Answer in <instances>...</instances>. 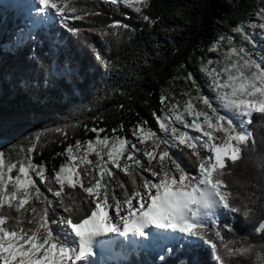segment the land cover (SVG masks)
<instances>
[{"label": "trees", "instance_id": "16d2710c", "mask_svg": "<svg viewBox=\"0 0 264 264\" xmlns=\"http://www.w3.org/2000/svg\"><path fill=\"white\" fill-rule=\"evenodd\" d=\"M263 5L264 0H148L147 5H137L142 9L137 12L119 0L117 4L108 0H74L75 15L83 18L68 19L66 23L80 29L78 36L69 33L58 18L41 24L31 38L20 39L13 48L9 46L10 36L17 27L24 29L28 20L22 11L0 6V151L5 154L6 163L30 155L34 164L45 166L46 175L51 178L53 170L66 162L65 149L70 144L80 141L84 145L85 141L96 139L92 128L104 129L101 137H112V130L116 129V136L134 143L139 142L132 135L137 125L163 134L156 116L171 109V93L182 95L192 84L186 79L191 73L205 95L213 94L201 71L203 61L219 37L234 35L237 44L241 36H236L233 28L247 26L251 14L259 12ZM145 16L149 19L145 20ZM115 21L130 28L110 27ZM240 44L245 49L246 44L251 45L245 40ZM97 53L101 60L96 58ZM253 56L264 60L257 54ZM162 95L167 97L163 104ZM197 107L203 108L201 104ZM245 127L253 133L255 145L250 141L240 160L235 164L227 162L230 174L223 177L233 193L231 203L240 211L222 213L219 228L225 242L243 241L256 245L259 251L264 246V233L255 231L264 221V115L254 113L252 123ZM57 128L64 131H55ZM37 133L41 140L28 153ZM176 151L186 170L195 173L198 160L191 150L180 145ZM88 159L95 164L97 157L90 153ZM85 167L93 175L98 169L87 164L78 169L88 186L90 177L84 175ZM109 167L114 175L111 180L105 176L104 182L115 189L116 196L124 191L120 183L131 193L132 177ZM129 170L136 184H141V170ZM12 175H16L15 169ZM142 175L145 177V172ZM36 182L49 199H59L53 195L59 185L39 179ZM64 193L65 203L75 201L79 208L74 217L89 214L88 195L79 186H66ZM53 207L57 215H67L58 203ZM207 227L208 235L215 239V227L211 222ZM224 253L222 246L217 253L202 244L198 259L200 264H220L216 259L219 254L224 257V264H256L255 253L233 257ZM159 257L154 251L137 249L126 258L101 264H164ZM166 260L175 264L172 256H166Z\"/></svg>", "mask_w": 264, "mask_h": 264}, {"label": "snow or ice", "instance_id": "6c2138e0", "mask_svg": "<svg viewBox=\"0 0 264 264\" xmlns=\"http://www.w3.org/2000/svg\"><path fill=\"white\" fill-rule=\"evenodd\" d=\"M108 2L117 4L118 0ZM119 2L140 12L142 9L137 5H147L148 0ZM31 11L41 18L40 23L59 18L69 33L76 36L80 33V29L66 23L68 19L83 18L75 15L77 8L74 0H33ZM69 13L73 15L69 16ZM261 13H264V7L257 13L264 20ZM144 19L149 18L145 16ZM110 27L128 29L130 25L115 21ZM250 27L264 29V23ZM233 32L255 45L254 38L243 25L233 28ZM225 40L228 48L222 53L223 62L209 60L201 67V71L211 79L209 90L215 92L214 98L205 95L196 79L188 73L186 79L191 81L197 95L185 102L183 111L174 105L163 116L153 113L159 130L167 138L159 137L151 128L141 125L132 129V135L137 137L140 144L150 139L152 149L138 148L126 137L116 136V129L112 130V137H101L104 129L92 128L90 131L97 134L96 139L85 141L84 145L80 141H76L74 146L70 144L65 149L66 162L58 170H53L51 178L46 175L45 166L34 164L30 155L6 163L5 154L0 151V264H98L97 248L104 249L114 243L113 240L99 238L117 234L128 239L131 234L132 237L147 239L150 235H156L148 231L153 227L178 234L167 237L173 247L167 248L166 255L159 257L164 264H168L166 256L174 257L175 264H200L198 255L202 244L209 245L217 253L222 246L224 255L228 257L255 253L256 264H264V246L257 251L256 245L243 241L225 242L219 228L218 210L230 213L240 211L239 207L232 205L233 193L223 180L226 174H230L227 162L235 164L240 160L244 147L250 141L255 145V137L245 125L252 123L254 113L264 115V62L252 59L251 53L234 44L232 36L219 37L210 51H220ZM96 58L102 59L99 53ZM213 63L218 67L209 68ZM160 99L163 104L167 97L162 95ZM197 104L206 106L207 110L198 108ZM187 116L192 117L191 122L186 119ZM175 122L202 135H189L177 128ZM55 131L64 130L57 128ZM40 140L41 134H35L27 152L34 151ZM128 145H131V150ZM161 145L164 146L163 150L157 151ZM180 145L190 149L198 160L196 175L187 171L172 156L170 148ZM90 153H95L97 157L95 164L88 159ZM136 153H142L147 158L148 167ZM122 159H125L123 164ZM154 160L158 168L153 164ZM128 161L133 163L129 164ZM83 164L98 169L97 174L93 175L87 167L84 168V175L90 177L88 186H85L78 170ZM109 165L132 177L131 193L123 183L119 184L124 190L123 198H118L115 189L104 182L105 176L111 180L114 175ZM130 168L141 170V184H136ZM14 169L15 176L12 175ZM143 172H149L156 180L147 179ZM33 175L41 182L59 185L54 192L52 188L47 189L59 199H49ZM66 186L73 189L79 186L88 195L89 214L73 216L79 208L75 201L65 203ZM55 203L67 215H57L53 207ZM207 222H211L216 229L215 239L208 235ZM224 228L231 230L228 225H224ZM255 231L264 233V221L258 224ZM130 242L135 243L134 240ZM216 259L224 264L223 256L217 254Z\"/></svg>", "mask_w": 264, "mask_h": 264}, {"label": "rangeland", "instance_id": "374dc122", "mask_svg": "<svg viewBox=\"0 0 264 264\" xmlns=\"http://www.w3.org/2000/svg\"><path fill=\"white\" fill-rule=\"evenodd\" d=\"M32 2H33V0H0V3H3L5 6L12 5V6H14L16 8L15 10L22 11L24 16L28 20V22L25 23L24 29H21V28L17 27L15 32H13V36H10L9 46H11L12 48H13V46H15L20 41L21 38L22 39L23 38L24 39L31 38L32 35H33V32H35L36 29L41 24H46L47 25V24H50L51 22H53V20H51V21H47L45 23H40L39 21H40L41 18L39 16H36L39 19L35 20L33 16L36 15V14L34 12H31V10H29V3H32ZM262 7H264V5ZM257 13L258 12H256V11L254 13H252L251 16H250V20L247 23V26H244L246 32H250V34L252 35V37L255 40V45H253L252 43H250L251 45H247L246 44V47H247L246 50L249 53L252 54V59H255V60L260 61V62H264V60L256 59L253 56V53H254V54H257V55L261 56L264 59V38H262V37H264V29H260L259 27H255V28L250 27V25H252V24H255V25L258 26L259 24L264 23V20H261L260 16H258ZM261 15H264V13H261ZM56 19H58V18H56ZM237 34L238 35H236V34L235 35L236 36H241V34H239V33H237ZM231 36L234 37V35H231ZM241 41H243L242 38L238 41L237 44L235 42H234V44L236 46H238V47H240V46L242 47L243 45L240 44ZM222 47H223V49L221 48L220 51H212V53L210 55H208V58H206L203 61V65L208 63V61L210 60L209 58H211L212 61H221V62H223L222 53L224 51H226L227 48H228L227 40H225L223 42V46ZM214 67H218V65L216 63H213V64L209 65V68H214ZM207 79H208L207 80V84L209 86L211 84V79L209 77H207ZM211 92H213V94H207V95L209 97H213L214 98L215 97V92L214 91H211ZM196 95H197V93H196L195 88L193 87L192 84L189 85L188 88H186L185 92L182 95H181L180 92H178L177 95L176 94L173 95L171 93V96H173L171 99L173 100V103H174L173 105H171V108L174 105H178L179 109H180L185 104L186 101H188L191 97H195ZM194 103H195V101H194ZM202 107L205 108V110H207L206 106L202 105ZM180 110L183 111V108H181ZM186 119L189 122H191L192 117L191 116H187ZM175 126L177 128H179L181 131L188 132L189 135H192V136L202 135V133L198 132L195 129L185 128L179 122H176ZM156 134L159 137L167 138L165 133H163V134L156 133ZM131 142L134 143L133 141H131ZM135 144L137 145L138 148H141V149H145V148L152 149V147H153L152 142H151L150 139L146 140L144 142V144H140L139 142H137ZM182 146H184V145H182ZM127 147L129 148V150H131V145H128ZM163 148H164V146L161 145L160 148L157 151H162ZM177 149H178V147H172V148H170V152L172 153V156L174 158H176L179 162H181L180 156H179V154L176 151ZM126 155H127V153H125V157H126ZM136 156L142 159V162L145 163V167H148V165L146 163V159L147 158L143 157L142 153H136ZM105 159H107L106 156H105ZM157 159H158V157H157ZM123 163H125V159L121 160V164H123ZM128 163L132 164L133 162L132 161H128ZM153 164L156 165V161L155 160L153 161ZM181 164H182V162H181ZM112 166H114V165H112ZM182 166H183V164H182ZM156 167L158 168L159 165H156ZM197 173H198V169H197V171L195 173H192V174L196 175ZM145 177L147 179H150V180H153V181L156 180V178L152 177L149 172H145ZM33 179L36 180L38 178L33 175ZM123 196H124V191L120 192V195L117 196V197L118 198H123ZM222 212H223V210H222ZM220 215H218V217H220ZM208 223L209 222H207V224ZM150 230L152 231V233H155L156 235H150L147 239L138 238V240H134L135 243H131L130 240H127L124 237H120L117 234H113L112 236L107 237V238H99V239H110V238H112L113 241H114V244H112L110 247H105L104 249H101V250L98 247L97 248V254H100L102 256H97L96 257V262H98V264H101L102 262H105V261H108V260L117 261L119 259L126 258L131 253L132 250H137V249L139 250L141 248H148L149 251L156 250L159 254H162V252H163L162 249H165V248L169 247L170 244L172 243V242H170L167 239V237H170L172 235H178V234L172 233L171 230L166 231V230H162V229H156L154 227L149 229L148 231H150ZM119 239H122V242H121L122 246L120 247V250L118 249L119 248L118 246H120L118 244Z\"/></svg>", "mask_w": 264, "mask_h": 264}, {"label": "bare ground", "instance_id": "6f19581e", "mask_svg": "<svg viewBox=\"0 0 264 264\" xmlns=\"http://www.w3.org/2000/svg\"><path fill=\"white\" fill-rule=\"evenodd\" d=\"M32 4H33V2L32 3H29V10H31V8H32ZM32 12V11H31ZM37 15H34L33 17H34V19L35 20H37V19H39L38 17H36ZM218 215H220L221 213H222V210H218ZM162 230H164V229H162ZM166 231H168V230H166ZM150 232L152 233V231L150 230ZM138 238H141V237H132L131 236V234H129V238L127 239V240H130V241H132V240H138ZM141 239H144V238H141ZM110 240H113L112 238H110ZM121 242H122V239H119V241H118V244L120 245V246H118L119 248V250H120V247L122 246L121 245ZM114 244V243H113ZM101 250V249H100ZM97 256H102V255H100V254H97ZM96 256V257H97Z\"/></svg>", "mask_w": 264, "mask_h": 264}]
</instances>
